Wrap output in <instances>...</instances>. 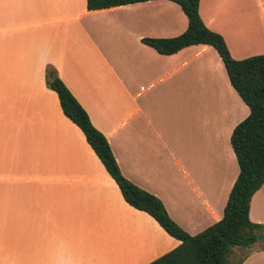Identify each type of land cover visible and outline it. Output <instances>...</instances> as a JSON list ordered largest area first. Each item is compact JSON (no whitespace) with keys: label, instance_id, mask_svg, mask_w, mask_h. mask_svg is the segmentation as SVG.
I'll use <instances>...</instances> for the list:
<instances>
[{"label":"crops","instance_id":"obj_1","mask_svg":"<svg viewBox=\"0 0 264 264\" xmlns=\"http://www.w3.org/2000/svg\"><path fill=\"white\" fill-rule=\"evenodd\" d=\"M86 2L0 0V264H148L180 243L124 200L47 86V67L122 174L189 234L221 219L239 172L230 136L249 108L217 51L161 54L142 42L183 32L179 5ZM198 10L233 58L264 53V0H199ZM249 219L264 225V184ZM243 257L264 264V249Z\"/></svg>","mask_w":264,"mask_h":264},{"label":"trees","instance_id":"obj_2","mask_svg":"<svg viewBox=\"0 0 264 264\" xmlns=\"http://www.w3.org/2000/svg\"><path fill=\"white\" fill-rule=\"evenodd\" d=\"M142 1L147 0H87L86 6L95 10ZM171 1L177 3L186 15V29L172 37H144L142 42L161 54H171L193 44L211 45L222 59L231 85L249 108V114L234 127L230 136L239 172L223 216L204 230L189 234L169 216L157 196L127 179L106 137L92 124L86 110L54 68H46L45 80L47 86L56 92L64 115L81 129L124 200L149 214L165 232L180 241L174 249L148 264H229L234 247L249 248L259 236L264 237V225L249 219L251 197L264 184V53L233 58L223 36L202 21L199 0ZM243 256L235 264H240Z\"/></svg>","mask_w":264,"mask_h":264},{"label":"rangeland","instance_id":"obj_3","mask_svg":"<svg viewBox=\"0 0 264 264\" xmlns=\"http://www.w3.org/2000/svg\"><path fill=\"white\" fill-rule=\"evenodd\" d=\"M262 233L264 234V231H262ZM264 247V237L261 238L259 236L258 240L256 242L253 243L252 246H250L249 248H245V247H234L235 250H233L232 255L230 256L229 259V264H235L246 252H248L249 250H255L258 248H263Z\"/></svg>","mask_w":264,"mask_h":264}]
</instances>
